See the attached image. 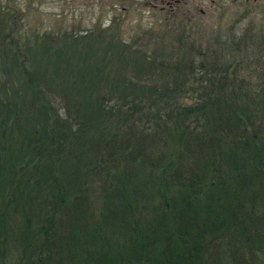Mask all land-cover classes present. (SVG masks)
Listing matches in <instances>:
<instances>
[{
    "label": "trees",
    "instance_id": "trees-1",
    "mask_svg": "<svg viewBox=\"0 0 264 264\" xmlns=\"http://www.w3.org/2000/svg\"><path fill=\"white\" fill-rule=\"evenodd\" d=\"M7 10L0 264H264V28L25 32Z\"/></svg>",
    "mask_w": 264,
    "mask_h": 264
},
{
    "label": "rangeland",
    "instance_id": "rangeland-1",
    "mask_svg": "<svg viewBox=\"0 0 264 264\" xmlns=\"http://www.w3.org/2000/svg\"><path fill=\"white\" fill-rule=\"evenodd\" d=\"M112 2L114 0H0V7L7 8V13L14 14L13 18H19L18 23L24 24L25 32L83 31L98 24L107 27L116 19L127 39L162 27L167 18L187 14L207 38L217 31L224 35L230 27L242 31L249 22L255 28H264V0H181L171 13L167 5H109ZM180 16L177 22L182 21Z\"/></svg>",
    "mask_w": 264,
    "mask_h": 264
},
{
    "label": "flooded vegetation",
    "instance_id": "flooded-vegetation-1",
    "mask_svg": "<svg viewBox=\"0 0 264 264\" xmlns=\"http://www.w3.org/2000/svg\"><path fill=\"white\" fill-rule=\"evenodd\" d=\"M181 0H114V2L109 5H167L168 13H171L175 6L180 3ZM108 5V4H106ZM155 8V6H152ZM160 10L165 12L161 7Z\"/></svg>",
    "mask_w": 264,
    "mask_h": 264
}]
</instances>
